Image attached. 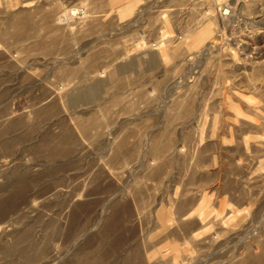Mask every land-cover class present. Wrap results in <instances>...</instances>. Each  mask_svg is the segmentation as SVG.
<instances>
[{
	"label": "rangeland",
	"instance_id": "374dc122",
	"mask_svg": "<svg viewBox=\"0 0 264 264\" xmlns=\"http://www.w3.org/2000/svg\"><path fill=\"white\" fill-rule=\"evenodd\" d=\"M0 264H264V0H0Z\"/></svg>",
	"mask_w": 264,
	"mask_h": 264
}]
</instances>
